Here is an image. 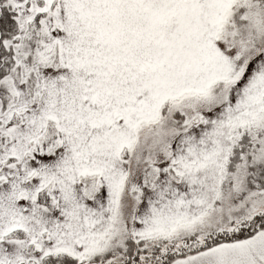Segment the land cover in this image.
<instances>
[{"label": "snow or ice", "instance_id": "obj_1", "mask_svg": "<svg viewBox=\"0 0 264 264\" xmlns=\"http://www.w3.org/2000/svg\"><path fill=\"white\" fill-rule=\"evenodd\" d=\"M0 264H264V0H0Z\"/></svg>", "mask_w": 264, "mask_h": 264}]
</instances>
